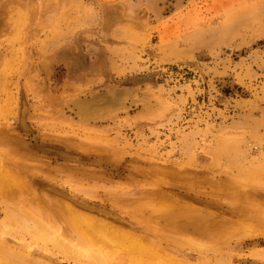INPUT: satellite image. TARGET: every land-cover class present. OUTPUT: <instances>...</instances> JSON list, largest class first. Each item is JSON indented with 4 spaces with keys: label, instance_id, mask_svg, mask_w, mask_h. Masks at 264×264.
Instances as JSON below:
<instances>
[{
    "label": "rangeland",
    "instance_id": "obj_1",
    "mask_svg": "<svg viewBox=\"0 0 264 264\" xmlns=\"http://www.w3.org/2000/svg\"><path fill=\"white\" fill-rule=\"evenodd\" d=\"M0 176L23 264H264V0H0Z\"/></svg>",
    "mask_w": 264,
    "mask_h": 264
},
{
    "label": "bare ground",
    "instance_id": "obj_2",
    "mask_svg": "<svg viewBox=\"0 0 264 264\" xmlns=\"http://www.w3.org/2000/svg\"><path fill=\"white\" fill-rule=\"evenodd\" d=\"M24 16L26 17V15H24ZM113 101H114V99H113ZM107 102H109V101H107ZM16 183H17L16 179L9 178V177H7L5 179V178H2V176H0V200L5 201V200H14L15 199L17 192H19V189L16 187ZM13 184H14V186H13ZM20 190H21V187H20ZM51 201H53L52 198H51ZM66 207L69 210L73 211L72 219H73L74 223H76L78 225V227H80V228L83 227L87 231L90 230V231L96 232V233H103V234L107 235V237H109L110 239H115V238L121 236V234H119V236H118L117 235L118 232L116 231V229L112 226H108L109 224L107 225L108 228L106 226H101L102 224H105V223L100 224L101 222L98 223L99 222L98 220H97L98 222H96L94 216L89 215L88 213H85V212L80 213L78 210L73 208L72 205L71 206L66 205ZM86 208L89 209L88 207H86ZM28 218H29L28 221H25V223H22V224L18 223L15 227L19 231V235H21L23 240L27 235L30 239V243L35 244L38 248L43 249L44 251L45 250L49 251V249H48L49 244L52 246H57V247L61 248L62 250H64V248H63L64 247V241H62V239H60V237L57 233L58 231L51 229V227L47 223L44 222L46 220L37 219L31 215L28 216ZM2 224H4V223H2ZM3 227H5V224ZM5 228H1L0 230H3ZM11 228L9 229L10 231L13 230L14 227H11ZM85 229H83V230H85ZM129 236H130V234H129ZM121 237L123 238L124 236H121ZM125 237H126V235H125ZM128 237H126V238H128ZM122 238H120V239H122ZM129 239H130V237H129ZM123 240H124V238H123ZM8 243H10V242H8ZM4 252L6 253V255L4 254ZM68 252L69 251H67L65 254H67ZM0 255L4 256L2 258V260L0 259L1 264H11L14 262H16V264H23V263H27V261H30L27 258H25L26 256L24 254L19 253V252H16V253H14V252L9 253L8 252L9 256L12 255V258L10 259L9 257H7V252L5 251V248H2V247L0 250ZM24 260H26V261H24ZM36 262H38V261H35V263H34V261L32 260V263H30V264H33V263L38 264Z\"/></svg>",
    "mask_w": 264,
    "mask_h": 264
}]
</instances>
